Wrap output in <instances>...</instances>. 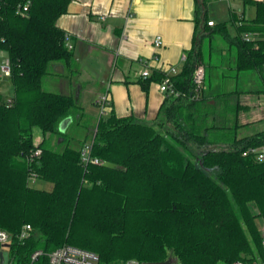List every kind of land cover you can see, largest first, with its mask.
<instances>
[{
    "label": "trees",
    "instance_id": "16d2710c",
    "mask_svg": "<svg viewBox=\"0 0 264 264\" xmlns=\"http://www.w3.org/2000/svg\"><path fill=\"white\" fill-rule=\"evenodd\" d=\"M70 3L0 0V52L8 57L14 87L10 99L0 93V228L17 232L27 223L34 228L14 246L17 263H26L37 249L66 243L98 253L105 264L131 258L143 264L172 255L181 264L264 259V162L243 154L248 146L264 144V130L239 136L247 125L239 123V115L249 108L239 100L225 109L235 114L231 126L210 120L216 104L190 100L194 71L203 64L202 38L196 37L174 76L186 93L168 97L174 130L119 117L114 110L94 122L73 94L43 86L56 63L73 58L57 24ZM244 4L255 8L253 18L233 12L229 22H206L203 33L221 34L235 46L237 74L256 70L263 77L264 0ZM183 99L197 112L189 114L184 102L176 103ZM67 118L63 132L60 124ZM87 144L99 163L84 162ZM32 179L52 188L35 187Z\"/></svg>",
    "mask_w": 264,
    "mask_h": 264
},
{
    "label": "crops",
    "instance_id": "0c3cea01",
    "mask_svg": "<svg viewBox=\"0 0 264 264\" xmlns=\"http://www.w3.org/2000/svg\"><path fill=\"white\" fill-rule=\"evenodd\" d=\"M233 12L248 19L255 16V8L245 5L244 0H71L68 12L57 24L70 35L73 58L69 64L56 63L55 73L48 76L59 85L61 93L77 97L87 117L94 122L101 116L98 100L104 88L110 97L108 111L114 110L119 117L131 116L142 123L159 117L168 120L167 109L173 99L160 90V83L171 74L172 67L177 69L174 76L180 74L196 37L202 38V62L207 72L204 40L207 36L210 39L209 59L212 61L215 38L223 36H204L205 24L210 20L215 24L229 22ZM228 29L231 36L236 34L231 23ZM158 35L162 36L163 45L157 48L154 39ZM233 48L235 66L236 48L230 44L231 52ZM141 60L149 61L151 70L145 86L146 79L141 77L145 66ZM7 61L6 54L0 52V71L4 73H0V93L10 99L14 87L10 74L4 70ZM220 66L232 67L231 63L224 62ZM211 87L205 80L202 96L199 99L189 96L190 100L201 99L203 104L216 105L229 100L232 104L233 97H237L234 98L237 102L245 92L237 88L213 94L208 91ZM184 99L176 103H183ZM195 108L190 106L188 113L197 112ZM166 129L172 128L167 126Z\"/></svg>",
    "mask_w": 264,
    "mask_h": 264
},
{
    "label": "rangeland",
    "instance_id": "374dc122",
    "mask_svg": "<svg viewBox=\"0 0 264 264\" xmlns=\"http://www.w3.org/2000/svg\"><path fill=\"white\" fill-rule=\"evenodd\" d=\"M232 8L236 9L237 7L232 6ZM209 41L210 39L207 36L204 40V59H205L204 61L207 67L206 83L207 84L211 83L212 85L211 91L210 90L208 91L212 92L213 94L217 93L218 91H220L219 93L229 92L237 88L245 91L239 97V101H241L244 104H247L249 108L241 111L239 115V123L247 124V125L239 128L238 131L239 136H247L253 134L256 131L263 130L264 129V80H263L264 78H261L260 73H258V71L256 70L239 73L238 75L240 76L237 77V72L234 69L235 51L234 48L232 52L230 51L231 43L225 37L219 36L218 39L215 38V42L212 48L214 57L212 61H210ZM221 62H224L226 64L231 63L232 67L230 69L226 67L222 68L220 66ZM0 73L4 74L1 71ZM43 86L46 90L49 91H54V92L61 91L59 85L54 84L52 77L49 76H47L44 79ZM106 89L107 88H104L105 91L104 94H108V91ZM186 98L188 100V97ZM234 98L237 99V97H233L231 99L232 104H234L235 102ZM183 102L185 104L184 107L187 109L189 107V102L188 101H183ZM91 104L93 105V103ZM229 104H231V102L220 101L218 105H216L217 106L216 112L212 114V118L215 117L214 123L218 125H226V126H231L234 124V121L236 119L235 114L225 110L226 107H229ZM143 123L146 124L151 123L153 126H157V128L161 130L166 128L167 126H170V128H172L173 130L176 128L175 118L167 120L164 117H159L153 122H148V120H145L143 121ZM35 131H36V135L39 136L40 134L39 130L36 129ZM73 133L74 130L71 131V134ZM221 146H226V144H221ZM189 149H191V151L192 150L194 151L196 149V145L192 143L191 147L189 146ZM184 151L186 155L192 159V153H190L185 149ZM31 183L33 186L38 188H45V189L52 188L51 183L40 179H32ZM9 254H10V249L5 248L4 256L6 261L9 260ZM256 260L264 264V259L261 258L260 256L257 257ZM172 264H181V263L176 257L172 255Z\"/></svg>",
    "mask_w": 264,
    "mask_h": 264
},
{
    "label": "built area",
    "instance_id": "2783aa9c",
    "mask_svg": "<svg viewBox=\"0 0 264 264\" xmlns=\"http://www.w3.org/2000/svg\"><path fill=\"white\" fill-rule=\"evenodd\" d=\"M24 11L27 10V6L24 7ZM210 26L215 24L214 21L210 20L208 22ZM247 40L250 39L249 34L244 36ZM65 42L66 45L71 48L70 44V35L65 33ZM155 47H160L163 45L162 36L158 35L154 39ZM157 59V58H155ZM142 64L145 66L141 72V77L147 79L151 75V70L149 67V61L141 60ZM4 70L7 74H10V65L9 60L7 61ZM177 74V69L172 67L171 74H167L163 81L160 83V90L169 96H186V93L179 90L174 81V75ZM205 80H206V69L203 64H199L193 75V90L190 94L191 98L199 99L205 89ZM98 104L100 106L101 115L108 111L110 107V97L109 94H103L99 100ZM91 146L89 144L85 145L82 149V156L84 162L88 163L92 160L90 156ZM40 149H37L33 155H39ZM244 155L252 156L258 162H264V144L259 146H248L243 152ZM94 163H99L98 159L92 160ZM33 226L31 224H24L21 229L17 232H10L5 229L0 228V264H19L17 263V255L15 253L14 246L16 244L24 243L28 238L33 234ZM264 246V234L262 240ZM5 248L10 249L9 260L6 261L4 256ZM24 264H105L101 261V258L98 253L78 247L72 244H63L53 250L45 251L43 249H37L33 251L26 263ZM121 264H142L139 260L135 258L128 259ZM233 264H262L260 262L247 263L241 260L235 261Z\"/></svg>",
    "mask_w": 264,
    "mask_h": 264
},
{
    "label": "water",
    "instance_id": "95a60500",
    "mask_svg": "<svg viewBox=\"0 0 264 264\" xmlns=\"http://www.w3.org/2000/svg\"><path fill=\"white\" fill-rule=\"evenodd\" d=\"M70 122H71V118H67V119L63 120L60 124V130L64 132L67 129ZM143 264H172V257H170L169 259H167L165 261L147 262V263H143Z\"/></svg>",
    "mask_w": 264,
    "mask_h": 264
}]
</instances>
